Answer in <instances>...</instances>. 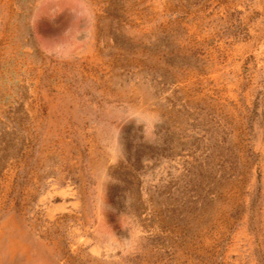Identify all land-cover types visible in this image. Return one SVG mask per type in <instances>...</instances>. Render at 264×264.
<instances>
[{
  "label": "rangeland",
  "instance_id": "rangeland-1",
  "mask_svg": "<svg viewBox=\"0 0 264 264\" xmlns=\"http://www.w3.org/2000/svg\"><path fill=\"white\" fill-rule=\"evenodd\" d=\"M0 264H264V0H0Z\"/></svg>",
  "mask_w": 264,
  "mask_h": 264
}]
</instances>
